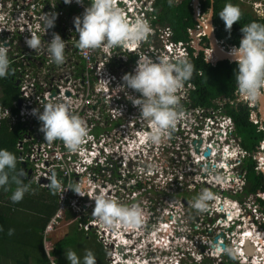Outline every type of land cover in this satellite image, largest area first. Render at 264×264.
<instances>
[{"label":"built area","instance_id":"2783aa9c","mask_svg":"<svg viewBox=\"0 0 264 264\" xmlns=\"http://www.w3.org/2000/svg\"><path fill=\"white\" fill-rule=\"evenodd\" d=\"M53 1L0 0V44L7 47L9 66L13 72L22 76L18 87L25 112L9 118L11 124L20 122L26 129L23 139L18 144L21 152L19 160L28 166L27 169L35 176V181L40 177L50 179L53 172L58 173L60 178L67 182L70 179L76 180L77 184L86 181L82 196L61 186L57 191L59 200L57 212L48 228L58 225L72 214L82 212V206L94 205L93 200L98 193H104L124 205L136 204L134 198L137 192L132 191L134 187L148 180L150 174L158 171L164 173L172 167L174 161L177 166L178 159L185 160L180 150V141L183 137L187 138L185 154L189 167L180 169L176 174L172 172L177 183H183L184 176L191 179L189 187H192L193 183L196 185L202 183L213 189L219 188L223 192L237 193L245 184V173L241 171V160L245 151L240 146V139L235 135L231 119L219 110L209 112L208 108L198 107L183 112L166 141L159 145L146 142L143 138L150 131V124L138 117L137 108L125 98V92L120 87L121 77L125 73H131L136 66L133 61L136 62L138 58L134 59V55L130 54L133 46L81 51L74 46L78 39L76 34L72 43L64 42V63L61 65L50 63L46 52L47 43L50 42L55 29L60 27L62 13H56L49 8L43 11V5L48 3L52 6ZM61 1L64 3V0ZM131 2L121 7L126 17L130 21L139 17L145 19V14H138L133 1ZM64 5L74 6L76 9L85 7L84 2L78 5L74 0ZM45 13L56 14L54 27L46 31L40 20ZM17 32L19 37L12 38ZM30 35L40 38L41 49L32 50L26 46L25 39ZM159 38L163 42L160 49L151 44L145 49L146 53L140 55H147L153 59L164 55L170 58L183 56L181 43L175 44L171 41V32L168 28L161 30ZM128 55H131L130 59ZM79 61L85 65L82 75L75 72ZM119 63L121 66L116 67ZM78 88L81 91H78ZM128 91L131 93V90ZM187 93L188 89L183 86L177 95L180 99ZM53 101L65 103L69 111L82 118L88 127L90 138L81 146V151L69 152L58 140L46 143L43 133L38 130L40 123L31 114V110L38 108L42 111L45 103ZM140 125L142 128L139 129ZM188 126H191L190 130ZM186 130H189L188 134L192 136H183L181 139L179 132ZM172 133H176V136H171ZM199 140L202 143L196 154L195 145ZM205 150L210 151L208 158L202 155ZM164 151L165 158H161ZM262 168L260 162H256L255 171L261 172ZM260 195L257 193V197L263 199ZM217 197L220 200H217ZM84 198H87V202L82 201ZM256 210L257 206L251 208L254 219L258 221ZM243 212V206L227 197L216 196L215 201L204 213V217L211 222L209 227L211 229L205 230L206 234H202L203 226L199 222V217H195L196 221L191 227L184 230L181 224L178 226L177 237L172 243L168 238L162 240L163 237L156 240V243L160 247L162 244L164 248L171 246L175 248L181 241H185L191 254L189 258L182 260L183 264H201L205 258L208 260L218 256L217 262L220 264V258L226 255L227 251L224 252L218 244L225 246L227 241H231L227 249H234L236 252L232 262L245 264L242 251ZM163 213L169 216L166 212ZM84 217H87V214L75 217V222H84L80 224V230L89 232L91 228L97 227L91 221L85 224ZM170 217L174 219L173 216ZM261 221L264 222V219ZM169 226L168 223H162L152 234L155 235L157 231L161 233L168 231ZM98 229L102 235L103 229L99 226ZM213 236H220L217 243H213ZM117 245L118 242H115L114 246ZM201 245L205 246L204 254L200 252ZM191 248L195 252H192ZM217 249L220 252L212 257V252ZM180 256L181 254L174 258V263L179 261ZM112 263H115L114 260ZM252 263L264 262L259 257L254 258Z\"/></svg>","mask_w":264,"mask_h":264},{"label":"clouds","instance_id":"9594fccd","mask_svg":"<svg viewBox=\"0 0 264 264\" xmlns=\"http://www.w3.org/2000/svg\"><path fill=\"white\" fill-rule=\"evenodd\" d=\"M72 2L73 0H64L65 4ZM74 2L82 5L84 0H74ZM168 2L171 6L174 0H168ZM211 11V8L207 11L208 21L211 19ZM218 16L223 21L225 30L230 31L232 25L239 21L241 12L237 6L226 3ZM263 18L259 17V19ZM40 20L46 31L54 27L56 14L45 13ZM73 22L75 32L78 34L75 47L81 51L96 50L102 47L133 46L130 54L134 55V59L138 58L136 66L131 73H125L121 77L120 87L125 92V98L137 108L138 117L150 124V131L143 139L153 145L166 141L180 117L177 110L179 103L177 93L193 74L194 66L191 61L182 55L171 59L167 55L153 59L147 55L137 54L138 46L148 39L152 29L143 18L130 21L123 9L117 5L116 0H89L82 15L75 17ZM209 28H211L210 25ZM240 31L242 37L239 46L229 50V55L236 64L235 91L242 101L255 104L264 99V24L253 21L242 26ZM177 43L181 42L175 44ZM25 44L32 50H39L42 47L41 40L36 35L26 38ZM64 50V40L59 34L53 33L46 48L50 63L63 64ZM7 51V47L0 44V78H5L11 72ZM128 90H131V93ZM31 114L40 123L38 130L43 133L46 143L50 144L58 140L63 143L67 151L76 153L81 151V146L86 139L90 138L89 129L84 120L70 112L65 103L48 102L44 104L42 111L38 108L32 109ZM16 164L17 158L14 153L0 148V188L7 191L10 184L16 185L10 196L13 203L20 202L25 193L29 191V185L23 183L21 179L24 173L17 171ZM84 183L67 189L82 196ZM48 188L53 194L61 189V183L54 172L48 181ZM215 199L216 196L212 191L202 189L192 199L190 207L196 212H204L208 210V202ZM93 201L94 207L91 215L102 229L111 231L120 227L124 230H134L142 225V209L137 204L126 206L104 193H98ZM56 212L57 209L54 215ZM12 231L9 229L8 234L11 235ZM160 248L162 251L160 263L151 262L150 258L145 255L144 260H148L147 264H183L182 260L189 258L191 254L185 241H181V244L175 248L172 246L164 248L162 244ZM222 250L228 251L233 258L236 255L234 249L229 250L224 247ZM179 254H181L179 261L174 263V258H177ZM65 257L69 264H96V257L91 251H86L81 258L74 251L69 250L65 253Z\"/></svg>","mask_w":264,"mask_h":264},{"label":"trees","instance_id":"16d2710c","mask_svg":"<svg viewBox=\"0 0 264 264\" xmlns=\"http://www.w3.org/2000/svg\"><path fill=\"white\" fill-rule=\"evenodd\" d=\"M216 1V21L222 27L223 21L219 18L218 13L226 3H231L236 6L237 0H215ZM166 6L167 18L174 32L173 42H187L185 39V28H181L177 19V10L171 6ZM241 16L238 22L232 26L236 29V35L229 33L223 35L222 32L218 38L226 39L227 44L239 46L242 35L240 28L250 22H258L264 24V18L259 19L252 17L248 12L240 10ZM195 72L200 71L201 77L195 81V90L191 92L193 105L207 109L215 108L212 103L215 98L220 96L231 97L235 88V71L236 64L226 61L219 62L215 66L208 65L204 60L200 59L195 63ZM10 74L5 78H0V114L4 109H10L15 113L12 103L18 97V89L15 84V78L10 67ZM199 77V76H195ZM192 81V80H191ZM186 82V81H185ZM224 111L229 116L235 125V134L241 139V144L247 151H252L261 139H264V132H256V126L252 125L248 118L249 114L245 108L225 106ZM25 125L16 122L11 124L8 119L0 118V148L7 149L14 153L17 158V171H23L21 177L23 183L29 185V191L25 193L23 199L18 203H13L10 199L12 191L15 189V184H10L8 190L0 188V264H63L61 262V249L72 246V240H51L50 235L53 233H45L49 221L57 209V193L53 194L46 188L38 189L30 179L28 174V166L21 163L19 160L21 152L18 150V144L23 139ZM247 170V180L251 186L258 185L260 177L253 171V163L249 161L245 167ZM264 188V186H263ZM264 205V203H263ZM74 215H71L70 218ZM58 225H54L52 230H56ZM12 229V234H8V230ZM81 232L75 235L74 239L79 241V244H85L86 232ZM73 239V240H74ZM85 241V242H83ZM95 244V243H93ZM98 244V243H97ZM96 244V245H97ZM45 248L48 249L46 253ZM97 253L101 261V246L97 245ZM103 264H106L103 261Z\"/></svg>","mask_w":264,"mask_h":264},{"label":"flooded vegetation","instance_id":"af4514ba","mask_svg":"<svg viewBox=\"0 0 264 264\" xmlns=\"http://www.w3.org/2000/svg\"><path fill=\"white\" fill-rule=\"evenodd\" d=\"M136 1L138 3L140 2V0H136ZM144 2H145V5L147 6H146V9L143 11V13L145 14V17L147 18V23L150 25L152 29L151 34H153V36H151L150 34L148 39L143 41L141 46H138L137 54L146 53L145 49L147 48V46L151 44H154L156 48L159 47L160 49L163 45V42L160 40L159 35H160L161 30L165 28H168L170 30L171 38L174 37V32H173L171 24L169 23V21L165 20L167 18V14H166V6L164 4H167L168 6H170L168 0H144ZM171 7L177 10L178 23L179 25L182 26L181 28L183 27L185 28L184 31L187 35L185 36V39L187 42H183V41L181 42V45L183 48V56H186L191 61L193 66H195V63L199 62L200 59L204 60L206 64L211 65L210 63L207 62V53H206L210 49L212 51V47H211L212 42L210 40L211 36L213 37V39L217 41V44L220 45L224 50H227V48L237 47L231 44H227L226 39L218 38L221 35L219 34V32H222L223 35H228L229 33H231L232 35H236V29L234 26H232L230 31H226L225 26L221 27L217 23V21L215 20L216 19L215 13L217 11L215 0H174ZM209 8H211L212 11H211V19L208 21L209 13L207 11ZM208 24L210 25L211 28H209ZM241 37L242 35L239 36L240 39ZM220 62H224V61H220ZM226 62L235 63L231 61H226ZM133 63L136 65V62L133 61ZM217 63L219 62H216L214 66ZM195 76H199V77H195ZM200 77H201V72L200 71L195 72V68H194L191 78L188 81L184 82L183 86L188 89V93L184 95V97L179 99L177 110L180 113V117L178 120L181 119V115L183 114V112H187L189 110L198 108L197 106L193 105L194 102H193V99L191 98V92L195 90L196 87L194 83L197 80V78L199 79ZM234 86L236 87V84ZM212 103L215 105V108L209 107L208 109L210 111L219 110L220 112H222V114H225V115H226L224 111L225 106L245 108L249 114V118H248L249 122L252 125L256 126V132L257 133L264 132V108H263L264 100L263 99L258 101L255 104H250L246 101H242L237 96L235 88H234V91L231 97L220 96L218 98H215V100H213ZM231 121L234 125V122L232 119ZM234 129H235V125H234ZM183 132L184 131H180L179 132L180 135H182ZM188 135L189 134L186 133V131L183 134V136H188ZM183 136H181V139ZM186 139H187L186 137H183V139L180 141L181 143L180 150L183 156L185 155L184 152L186 151V148H187V145H186L187 143L185 141ZM241 142L242 141L240 139V146L242 150L245 151V155L241 160V166H242L241 171L245 173V184L241 187L240 190H238L237 193L231 194L228 192H223V191H220L219 188H214V189L211 188V191L215 194V196L220 195L223 197H227L234 203H237L238 205L243 206L244 212H243L242 217L244 219H246L245 216H250L251 218L254 219V216L251 214V208L253 206H257L256 214L258 215L257 218H259V220L258 221L256 220L257 224H255V227H256L257 232L264 234V222L261 221V219H264V205H263L264 203V200H263L264 199V188H263L264 186V139H261L256 145H254V148L252 151H247L246 149H244ZM201 143H202L201 140L196 142V145H195L196 154H198L199 152ZM187 159L185 160L181 158L178 159L179 167L181 166L182 169L189 167L187 165L188 164V161H186ZM249 161L253 163V171L256 173V175L260 177L258 185L251 186L247 180V170L245 167L247 166V163ZM256 162H260L261 166H263L261 172L255 171ZM147 178L148 180L146 181L144 180V182L141 183L140 186L134 187L132 191L137 192V196L134 198V201L136 202L142 197L144 198L148 197L147 198L148 201L145 204H143V207H142L144 211L147 210V212H149L148 214L149 221H147L146 229L144 231L145 236H146L145 246L148 249L150 246L154 245L155 239L153 237H156L158 240H160L161 237H163L162 240L168 238V241L172 243L177 237L176 231L178 229V226L182 223V218L179 219V217H176L175 220H173L172 217L165 216V213L160 212L161 211L160 206L163 204V202H165V200L163 201L162 198H156L152 196L153 191H152L151 186H153V183L155 181L160 182L163 180V173L158 171L157 173H153V175L150 174ZM182 178H184V176H182ZM142 189L144 191H142ZM196 189H197V185L194 183L192 187H189V186L185 187L184 183L178 184L176 186V191L173 195L174 199L171 202H173L176 205H180L182 207L189 206L191 201L190 199L186 198L184 194H194L196 192ZM157 190L159 192H162L161 188H158ZM257 193L261 194L260 196L263 199L258 198ZM217 200H220L219 197H217ZM209 203L212 204L213 201H209ZM220 207L223 209L222 206ZM156 209H158V211H154ZM181 215L183 216V213H181ZM176 216H178V214ZM241 222H243V220ZM162 223H165V224L168 223L170 225L168 227L169 230L162 232V233L160 231L159 232L157 231L155 232L156 236H152L151 232L155 230L156 228H158V226H160V224ZM104 230L106 229H103L102 231L103 236L105 235V233H108L109 231L107 229L108 231L104 232ZM230 232L231 230L229 231V234ZM215 237L213 236L212 239H214ZM137 239H139V236ZM252 239L253 240L255 239L256 242H258L257 247L259 246V244L261 247H264V237L263 236L258 235L256 239V235H254ZM230 245H231V241H227V244L224 247H226L227 249ZM106 246L107 245H105V247ZM111 247L112 248L109 251V254L107 250L105 249H104L105 251L103 249L101 250L103 261L106 264H109L111 262L110 256L107 257V255H112V254L114 255L113 245H111ZM119 247L120 245L116 247V252L119 253L118 255H120L123 252V250H121V252L118 251ZM251 247H255V246L251 244ZM120 248H123V247L121 246ZM255 254L256 252L254 250L252 254H249L246 257L247 259H251V257ZM154 257L156 258L157 256L154 255ZM111 259L113 261L114 257L111 256ZM220 260H221L219 262L220 264L232 263L233 261L228 251L226 255L220 258ZM114 261L116 262V264H121V263H117L116 260Z\"/></svg>","mask_w":264,"mask_h":264},{"label":"rangeland","instance_id":"374dc122","mask_svg":"<svg viewBox=\"0 0 264 264\" xmlns=\"http://www.w3.org/2000/svg\"><path fill=\"white\" fill-rule=\"evenodd\" d=\"M238 2H239V4L237 5V7L244 12L250 13L252 15V17H256V18L264 17V0H238ZM263 108H264V106H263ZM208 111L210 112V110H208ZM189 127H191V126H188V128ZM140 128H142V125H140L139 129ZM139 129H138V131H139ZM189 130H190V128H189ZM189 130H186V133H188ZM184 132H183V134H184ZM183 134L180 136H183ZM139 135H141V133H139ZM171 136H176V133L171 134ZM188 136H192V134H189ZM165 152L166 151H164L162 153L161 158H165ZM186 152H187V148H186V151L184 153H186ZM183 157H184V159L188 158L186 156V154ZM180 169H182V167L181 166L179 167V165L175 166V161H174L172 163V167H170L166 171H164L163 180L160 182L155 181L153 183V186H151L152 191H153L152 196H154L156 198H162L163 201L165 200V202H163V204L160 206L161 207V211H160L161 213L166 212L169 216H173V218H174L173 220H175L176 217H179V219L182 218L181 225H182V228H184V230L192 226V224L196 221L195 217H199V222L203 226V228H201V232L204 235V234H206L205 230L211 229V228L209 229V227L211 226V224H210L211 222H209V220L206 217H204V213L206 211L196 212L195 210H193L190 207V205L182 207L180 205H176L173 202H171L174 199L173 195L176 191V186L178 185L177 181L174 179V174H172V172H174L176 174L177 171H180ZM34 177L35 176L30 173V179L29 180H31L33 182L34 187H35V185H37L38 189H41L42 187L39 184H37ZM183 179H185V181L183 182L185 187L190 186V180L191 179L186 178V177H184ZM156 188L157 189L161 188L162 192H159ZM202 189H208L211 191V187H209V186L207 187V185H203L202 183H199L197 185V189H196V192L194 194H184V196L186 198L190 199V201H192V199ZM124 198H125V196L123 195V199ZM147 198H144V197L140 198L136 202V204L142 209L143 204H145L148 201ZM210 206H211V204H209V207ZM154 211H158V209H156ZM91 213L92 212H89L87 217H84L85 224L92 221L95 225H97V227H95V228L98 229V224H97V222L96 223L94 222L95 219L92 217ZM145 213H147V210H145L143 212V209H142V215ZM181 213H183V216L181 215ZM177 214H178V216H176ZM215 216H217V215H215ZM81 223L84 224L83 221L75 222V218L69 217L67 219H63L58 224L56 230L51 229V231L48 232V233L53 232L50 235L52 242L58 241V240H72V241H68L71 243L72 246L68 245L67 247H64L61 249V257H62L61 262L63 264H69V262L66 260V257H65V253L69 250L74 251L77 254V256L81 257V258L83 257V255L85 254L86 251H91L93 253V255L96 257V264H103V261H101L99 254L96 251L98 244L101 246V250L102 249L107 250L108 254L112 248L111 245H113L114 255L116 254L117 257H114L113 254L107 255V257L110 256L111 262L109 264H113L111 256L114 257L113 260H119L118 263H121V264H147L146 262L148 260H144V256L146 254L144 252H141L142 249H140L139 247H142V246L140 245L139 242L137 244L133 243V247L130 248L132 241H127V243L125 244L126 247L121 248V250H123V253H121V256H118L119 253L116 252V247L114 246V244L111 240L112 237L108 235V237H110V238H107L106 237L107 233H105L104 236L101 235L99 229L97 230L95 228H91V230L89 232L85 233V234H87L85 236L86 243L85 244H83V243L79 244V241L77 239H74V237H75V235H77L81 232L80 231L81 228L79 227ZM158 227H160V226H158ZM99 234H100L101 239L99 238ZM83 242H85V241H83ZM93 243H95V244H93ZM118 244L120 245V243H118ZM105 245H107V246L105 247ZM119 245H117V246H119ZM204 249H205V246L201 245L200 252L202 254H204V252H203ZM45 251H46V253H48L47 248H45ZM191 251L195 252V250L193 248H191ZM218 259H219V256L215 257V258L208 259V260L206 259L201 264H216ZM114 264H116V262ZM226 264H239V263L232 262V263H226Z\"/></svg>","mask_w":264,"mask_h":264},{"label":"bare ground","instance_id":"6f19581e","mask_svg":"<svg viewBox=\"0 0 264 264\" xmlns=\"http://www.w3.org/2000/svg\"><path fill=\"white\" fill-rule=\"evenodd\" d=\"M131 1H133V4H134V6H135V8H136V10L138 12V14L143 13V11L146 9V6L147 5H145L144 0H140L139 3L136 0H116L117 5L119 7L126 6L127 4L132 3ZM84 3H85V7H87L88 4H89V0H84ZM57 4H59V5L61 4L63 7L73 8V10L68 15L66 11L58 9L57 7L59 5L57 6ZM48 8L54 10V12H56V13L57 12H61L62 13V17L59 20V23H61V25H60L59 28H56L55 29V33L56 34H59L60 37H61V39L64 40V42L66 41L68 44L72 43L73 38L77 34L75 32V28H74V22H73L74 21V18L77 17V16H81L82 13H83V11H84V9H76L74 6H69V5L66 6V5H64V3L61 0H54L52 2V6H50L48 3H46V4L43 5V11L44 10H47ZM139 18H141V17H139ZM144 20L147 22V18L146 17H145ZM18 37H19V34L17 32L15 34V36L12 37V38L17 39ZM210 40H211L212 44L215 46V48L218 50V52H221L222 47L217 44V41L215 39H213L212 36H211ZM73 44H74V42H73ZM74 46H75V44H74ZM206 53H207V62L212 65V63H211V55L213 56L214 50L211 53V49H210ZM12 74H13V76L15 78V84H16V87L18 89V97L12 103V107L15 109V113H12L10 111V109H4L1 112V114H0V118L2 120L3 119H9L12 116H18L21 113L25 112V109H24V106H23V99L20 97V94L21 93H20V90H19V87H18L19 83L21 82L22 76H21V74H16V73H12ZM77 90L78 91H81L80 88H78ZM56 177H57V180L61 183V186L62 187L72 188V187H75L77 185V181L74 180V179H70L69 182H67L66 180H63L62 178H60V176H59L58 173H56ZM48 181H49V179H46L44 177H40V179L38 181H36V182L41 187L46 188L48 186ZM85 186H86V184L84 183V187L83 188H86ZM69 191L70 192H73L71 189H69ZM82 201L83 202H87V198L82 199ZM56 203H57V207H58V204H59L58 195H57ZM125 205L126 206H130L129 203L128 204L125 203ZM93 206H94L93 204L92 205L90 204L89 207L82 206L81 207L82 212H79L76 215H74V214H72V215H74V218L76 216H81L83 214H87L88 215L89 212H92ZM143 212H144V210H143ZM148 214H149V212L143 214V222H142V225L139 228H137V229H134V230H124V229H122L120 227H117V228H115L114 230H111V231H108L106 229V230H104V232L108 231L106 237L107 238H110V237H108V235L111 236L112 237L111 240H112L113 244L115 242H118V243H120V247L121 246L122 247H126L125 244L127 243V241H132L131 247L129 246L130 248L133 247V243L137 244L139 242L140 245L142 246V247H139L140 249H142L141 252H144L150 258L151 262H153V263H160L161 258H162V251H161L160 246H158V244L156 243V240H158V239L156 237H153L155 239L154 240V245H153L154 247L153 246H150L147 249L146 246H145V244H146L145 243V241H146V238L145 237L146 236H145V232L144 231L146 229L147 221H149V215ZM251 214H252V212H251ZM245 218L246 219L243 218V225H244L243 232H244V235H243V239H242L243 242H244V247H245L246 243L249 242L248 243L249 245H247V247H245V250H244L245 264H253L252 263L253 262V259L254 258L257 259L260 256H261L260 258L263 259V262H264V247H261L260 244L257 247V243L258 242H256L255 239L254 240L252 239L254 235H256V239H257L258 235H261V236L264 237V234L263 233H259V232L256 231V227H255V224H257L256 219H253L250 216H245ZM94 222L96 223L97 221L95 220ZM93 225L95 226L94 223H93ZM51 229L52 228H45V233L50 232ZM152 232H151V235L152 236H155V235L152 234ZM138 236H139V239H137ZM251 244H253L255 247H251ZM248 248H249V250L247 251ZM254 250H255L256 254L253 255L251 257V259H247L246 256L249 255V254H252L254 252ZM249 251H250V253L248 254ZM219 252L220 251H218V249L217 250H214L212 252V254H213L212 257H215L217 255V253H219ZM154 255L157 256V257L155 258ZM118 256H121V254L118 255ZM114 257H117V255H114ZM116 261L118 263L119 260H116ZM258 264H261V263H258Z\"/></svg>","mask_w":264,"mask_h":264},{"label":"water","instance_id":"95a60500","mask_svg":"<svg viewBox=\"0 0 264 264\" xmlns=\"http://www.w3.org/2000/svg\"><path fill=\"white\" fill-rule=\"evenodd\" d=\"M211 47H212V51L214 50V54L213 56L211 55V63L212 65L215 64V62H220V61H231V62H234L231 58V56L229 55V50L231 48H227V50H224L223 48L221 49V52H218V50L215 48V46L211 43ZM211 51V53H212ZM199 143V142H198ZM209 154H210V151L209 150H205V152L202 153L203 157L204 158H208L209 157ZM28 174H30V171L28 172ZM220 236H216L214 239H213V243H217V240ZM249 242L246 243L245 247H247V245ZM244 244V242H243ZM219 245V248L223 249L224 248V245L223 244H218ZM245 247H243L242 251L244 253V250H245ZM249 250V248L247 249V251ZM118 251L121 252V248L118 249ZM250 253V251L248 252V254ZM231 259H233V257H231Z\"/></svg>","mask_w":264,"mask_h":264},{"label":"crops","instance_id":"0c3cea01","mask_svg":"<svg viewBox=\"0 0 264 264\" xmlns=\"http://www.w3.org/2000/svg\"><path fill=\"white\" fill-rule=\"evenodd\" d=\"M238 1V0H237ZM239 4V2L238 3H236V6ZM59 4H57V6H58ZM58 9H60V10H64V11H66L67 12V14L69 15L71 12H72V10H73V8H70V7H63L61 4L57 7ZM256 18V17H255ZM174 38V37H173ZM173 38H171V40L173 41ZM150 46V45H149ZM156 48V47H155ZM128 58L130 59L131 58V55H128ZM77 64H78V66L76 67V69H75V72L78 74V75H82L83 73H84V71H85V65H84V63L82 62V61H79V62H77ZM121 66V64L119 63L116 67H120Z\"/></svg>","mask_w":264,"mask_h":264}]
</instances>
